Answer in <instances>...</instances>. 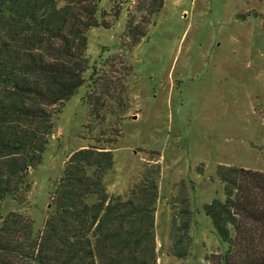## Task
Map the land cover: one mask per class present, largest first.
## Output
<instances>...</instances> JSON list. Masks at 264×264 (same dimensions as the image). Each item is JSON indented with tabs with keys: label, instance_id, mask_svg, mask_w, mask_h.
Here are the masks:
<instances>
[{
	"label": "rangeland",
	"instance_id": "obj_1",
	"mask_svg": "<svg viewBox=\"0 0 264 264\" xmlns=\"http://www.w3.org/2000/svg\"><path fill=\"white\" fill-rule=\"evenodd\" d=\"M149 1H103L121 17L112 30L89 32L87 83L55 119L27 203L8 198L2 213L22 212L36 236L54 211L52 193L68 156L94 140L110 141V195L158 173L157 264H205L228 249L204 211L224 198L218 167L264 172V0H165L155 17L147 14ZM131 25L149 35L123 49ZM90 97L100 99L97 117ZM187 204L190 248L178 259L172 252Z\"/></svg>",
	"mask_w": 264,
	"mask_h": 264
},
{
	"label": "trees",
	"instance_id": "obj_2",
	"mask_svg": "<svg viewBox=\"0 0 264 264\" xmlns=\"http://www.w3.org/2000/svg\"><path fill=\"white\" fill-rule=\"evenodd\" d=\"M103 1L0 0V264H157L158 173L110 195V141L94 140L68 156L52 193L54 211L36 236L22 212L2 213L8 198L27 203L55 119L87 83L89 32L112 30L121 17ZM164 3L150 0L147 14L159 15ZM128 29L123 49L148 38L142 25ZM99 100L88 99L93 117L100 115L93 105ZM217 177L224 198L204 211L228 249L205 264H264V172L220 165ZM181 212L184 234L172 252L178 259L188 256L193 214L189 204Z\"/></svg>",
	"mask_w": 264,
	"mask_h": 264
}]
</instances>
